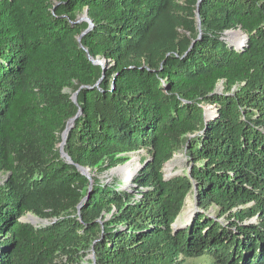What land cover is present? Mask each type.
Returning <instances> with one entry per match:
<instances>
[{"label": "trees", "instance_id": "1", "mask_svg": "<svg viewBox=\"0 0 264 264\" xmlns=\"http://www.w3.org/2000/svg\"><path fill=\"white\" fill-rule=\"evenodd\" d=\"M178 1L0 0V264L85 251L96 264H264V0ZM237 30L240 48L225 34ZM139 149L130 191L81 170ZM182 150L187 173L165 178ZM195 187L200 213L175 229ZM30 211L53 222H21Z\"/></svg>", "mask_w": 264, "mask_h": 264}, {"label": "rangeland", "instance_id": "2", "mask_svg": "<svg viewBox=\"0 0 264 264\" xmlns=\"http://www.w3.org/2000/svg\"><path fill=\"white\" fill-rule=\"evenodd\" d=\"M53 3H57L58 0H51ZM179 5L182 7L184 5V1L183 0H179L178 1ZM180 7L179 11H182ZM197 23H198V18L196 17ZM77 23L79 25L81 24H87L89 25V29L88 31L92 28L91 22L88 19L86 12L78 15L77 17ZM198 30L200 31V25L198 23ZM225 34L228 35L227 39L228 41L232 44V41H236L238 38V35L240 36V33H238V31H228L225 32ZM237 35V37L235 36ZM80 37H78L79 39ZM233 45V44H232ZM95 64L100 65L104 71L109 69L112 66V62H110L108 59L101 57L98 58L97 60H95ZM223 88L220 85H218V92H222ZM68 93L70 91H67ZM216 112V108L214 106H205V114H206V118H211L213 116V114ZM62 139V136H61ZM61 144V143H60ZM60 144L57 146L60 150ZM129 160L126 164L123 165H118L112 168H108L103 170L102 172H97V173H93L92 175L89 174V169L88 170V174H89V181L91 183V185L94 183V180H96L99 183H102L104 185H114L115 187L118 188V190H125V191H130V189L133 186V182L134 180L138 177V175L142 172V170L144 169V163L143 161L147 158V152L144 149H139L138 151L129 154L128 155ZM174 161V169H173V174L170 175V177H167V172H166V165L163 169L164 172V176L165 178H171L172 176H176L179 174H184L187 173L188 171V160L187 157L185 155V151L182 150L178 153H176L174 155V157L169 161ZM176 161V162H175ZM168 162V163H169ZM126 167V170H123L122 172L120 171L121 168ZM86 169V168H85ZM126 171H129L130 174L128 177H125ZM7 174H0V185H3L6 180H7ZM190 199V203L192 204V208H194V205L196 204V197L195 194H190L187 196L186 200ZM186 204V201H185ZM184 204V206H185ZM184 209V207H183ZM182 209V211H183ZM43 213L48 214L49 210H45L43 211ZM181 214L179 215V217L176 220H179ZM206 215L209 216L210 218L216 219L217 216V212L215 208H211L209 209V211L206 212ZM51 217H47V216H41L40 214H38L37 212H28L26 213L20 220L23 223L29 224L32 227L36 228V229H41V228H45L47 226H49V224H51V222H53V220L50 219ZM182 221V220H181ZM220 223L222 224H226V220L223 218H221L219 220ZM255 220H251L248 223H254ZM175 223V224H176ZM190 223H188L189 225ZM186 224V226H188ZM184 226V224L182 225ZM179 228V227H178ZM56 264H96L95 263V259H94V255L91 251H85L84 254L81 255L80 258L78 257H74L71 260L68 259L67 257H65L64 255H61L58 257ZM185 264H213V262L208 259V258H200V259H187L185 261Z\"/></svg>", "mask_w": 264, "mask_h": 264}, {"label": "bare ground", "instance_id": "3", "mask_svg": "<svg viewBox=\"0 0 264 264\" xmlns=\"http://www.w3.org/2000/svg\"><path fill=\"white\" fill-rule=\"evenodd\" d=\"M237 37V35H235ZM244 36L243 35H238V38L236 41H232L233 46H235L236 48H240L241 45L244 43ZM176 162V161H175ZM126 167H123L120 169V171L122 172ZM173 169H174V161H171L169 163H167L166 165V174L167 177H170V175L173 174ZM130 174L129 171H126L125 177H128ZM193 214H194V208H192V204L190 203V199L186 200V204L184 206V209L182 211V215L180 216L179 220L177 221V223L174 225V228L177 229L185 227L186 224L188 225V223L191 222V220L193 219ZM182 220V221H181ZM184 224V226H182Z\"/></svg>", "mask_w": 264, "mask_h": 264}, {"label": "water", "instance_id": "4", "mask_svg": "<svg viewBox=\"0 0 264 264\" xmlns=\"http://www.w3.org/2000/svg\"><path fill=\"white\" fill-rule=\"evenodd\" d=\"M199 1H200V0H199ZM198 11H199V7H197V18H198V23H199V25H200ZM94 63H95V61H94ZM76 96H77V93L74 95V99H76ZM65 134H66V131L62 134V142H61V144H60V152H61V153H62V151H63V146H64V136H65ZM62 155H64V154L62 153ZM64 156H66V155H64ZM125 164H126V163H125ZM81 170H82V172L84 173V175L88 178V177H89V174L87 173L88 170L85 169V168H81ZM194 194H195V197H196V187H195V189H194ZM198 213H200V210H199L198 204H197V202H196V204L194 205V214H193V218H194ZM192 220H193V219H192ZM192 220H191V222H192ZM191 222H190V223H191ZM175 223H176V221H175ZM175 223H174V225H175Z\"/></svg>", "mask_w": 264, "mask_h": 264}, {"label": "built area", "instance_id": "5", "mask_svg": "<svg viewBox=\"0 0 264 264\" xmlns=\"http://www.w3.org/2000/svg\"><path fill=\"white\" fill-rule=\"evenodd\" d=\"M238 31V33H240V35H243L244 36V40L246 39V35L245 34H243L240 30H237Z\"/></svg>", "mask_w": 264, "mask_h": 264}]
</instances>
